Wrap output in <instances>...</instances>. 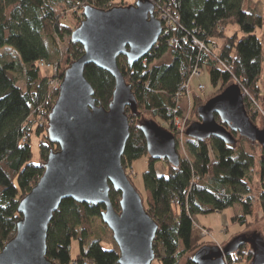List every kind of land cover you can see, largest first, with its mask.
<instances>
[{"label": "trees", "instance_id": "16d2710c", "mask_svg": "<svg viewBox=\"0 0 264 264\" xmlns=\"http://www.w3.org/2000/svg\"><path fill=\"white\" fill-rule=\"evenodd\" d=\"M152 1L176 12L179 21L143 60L130 66L126 57L118 58L119 69L132 85L137 105L134 114L128 109L132 123L122 158L133 186L130 169L137 160L149 157L139 125L144 120H154L176 134L173 122L184 115L183 110H177V96L191 82L195 68L206 66L212 84L219 89L204 101L195 97L194 105L206 103L227 86L238 83L247 92L244 101L251 121L258 126L261 111L264 124V109L259 106L263 97V49L256 34L264 26L263 17L247 12L245 0ZM86 6L110 10L128 5L116 4L115 0H0V51L10 46L9 50L19 56V62H9L5 56L0 59V252L17 234L21 200L40 181L50 153L59 150L48 133L59 86L50 84L55 75L47 77L43 72L52 67L62 81L66 69L82 56L83 47L72 41V34L80 26ZM57 8H62L63 13L72 11L74 25L65 22ZM230 24L240 28L241 38L237 34L226 36ZM194 38L204 42L209 51L200 52L192 42ZM216 38L224 39L223 43L217 45ZM57 41L65 42L63 54L54 50L53 43ZM20 76L25 89L19 86ZM85 76L98 104L107 109L115 89L114 78L95 65L86 67ZM196 117L200 121L198 111ZM216 120L221 124L218 116ZM34 136L39 139L37 161H33ZM232 136L234 143L227 144L215 138L192 140L185 134L186 157L180 156L177 166L164 161L167 176H158L155 170L161 160L149 157L148 170L143 174L145 196L134 187L148 216L157 224L154 248L161 264H194V254L210 245L201 237L204 227L195 222L197 215L222 213L238 206L242 213L233 217V223L249 228V218L255 214L254 196L259 198L264 215V147L238 133L232 132ZM256 149L261 152L259 175L263 189L259 194L252 192L249 182ZM109 196L120 213L121 192L111 187ZM104 209L103 205L64 200L49 226L48 258L56 264H119L118 247L104 250L102 237L97 234L100 223L109 229L102 218ZM74 239L80 243L75 260L71 256ZM252 258L251 246L245 244L228 255L226 262L251 264Z\"/></svg>", "mask_w": 264, "mask_h": 264}, {"label": "water", "instance_id": "95a60500", "mask_svg": "<svg viewBox=\"0 0 264 264\" xmlns=\"http://www.w3.org/2000/svg\"><path fill=\"white\" fill-rule=\"evenodd\" d=\"M83 17L72 34L83 54L66 69L48 122L49 137L59 150L50 153L40 181L21 200L17 234L0 252V264H56L47 256L48 231L54 214L67 199L105 207L102 218L118 246L119 264H152L157 257V224L148 216L122 165L132 123L128 109L134 114L137 105L118 58L126 57L130 66L143 60L156 47L164 27L150 0L110 10L86 6ZM88 65L108 72L115 80L107 109L98 104L85 76ZM244 99L239 85L227 86L198 109L200 121L187 128L186 136L233 144L235 132L264 147V127L251 121ZM139 129L150 158L179 164L173 133L154 120H144ZM111 187L122 194L120 213L111 203ZM245 244L253 251L251 264H264V237L256 233L237 236L224 247L203 246L194 254L193 263L227 264V256Z\"/></svg>", "mask_w": 264, "mask_h": 264}, {"label": "rangeland", "instance_id": "374dc122", "mask_svg": "<svg viewBox=\"0 0 264 264\" xmlns=\"http://www.w3.org/2000/svg\"><path fill=\"white\" fill-rule=\"evenodd\" d=\"M136 0H115L116 4L119 5H132L135 3ZM248 3L251 4L250 8H252V13L262 16L264 20V0H255L254 2L251 0H247ZM249 4V5H250ZM57 11L60 12L62 17L64 18L65 22L67 23H72L74 25L75 21L72 19V11H68L63 13L62 8H57ZM79 15V13H78ZM66 17V18H65ZM77 22V20H76ZM234 34L238 35V38H241L243 36V33L240 31V28L237 25H229L226 28V36L231 37ZM257 36L261 40L262 43V49H263V61H262V69H263V81H262V86H263V97L261 102L259 103V106L261 109H264V104H263V98H264V26L256 31ZM224 39L222 38H216L214 39V42L217 45H221L223 43ZM54 50H58L60 53H64L65 50V42H60L57 41L53 43ZM9 49H12L10 46L5 47L3 50L0 51V59L5 56L4 59L8 60L9 62H19V56L16 51H11ZM53 60H56V53L53 55ZM52 70H51V69ZM45 71L43 72L45 76L47 77H52L53 75L54 78L50 81V84L58 82L59 79L57 78V74L55 71H53L52 67H49L47 69H44ZM200 77L199 78H192L190 82V87H191V94L190 96H186L183 101H181V106L185 109L186 111V127H185V132L187 130L188 125L193 124L195 122H198L199 119L196 117V113L198 109L203 106L205 103H198L197 105H194V100L195 97L200 98L202 101L210 98L215 92H217L218 88H215L214 85L212 84L211 77L209 74V70L206 66H204L202 69H200ZM234 84V83H233ZM237 84V83H235ZM60 86V83H56V86ZM203 85L204 90H200L199 86ZM19 86L23 89H25L26 85L22 77L20 76V81H19ZM195 107V108H194ZM258 126L260 128L264 127L263 124V116L262 112L260 111V117L258 119ZM166 126V125H165ZM163 126L165 129L166 127ZM177 141H178V152L180 156L186 157V151H185V144H186V139H185V134H180L178 133L177 135ZM38 142L39 139L34 136L32 138V149H33V154H34V160L37 161L39 159V149H38ZM255 165L254 167L249 171V182H250V188L252 189V192L259 194L261 193L263 186L260 182V166H261V152L259 149H256L255 152ZM149 157L144 156L141 159L137 160L134 162L132 168L130 169V174L132 176V181L136 189L143 195L145 196V188H144V180H143V174L148 170V165H149ZM155 170L158 174V176H167L168 175V169L164 161H158L155 165ZM254 196V203H256L255 206V214L253 215L252 218H249V222L252 223V226L249 228H244L241 233H237L238 231V225L228 227H224V214H217V213H210L207 215H197L195 216V222L201 226V227H208V229H211L210 232L207 231V229L202 228L204 231L208 232V234L203 235L201 234L202 239L204 242H207L210 245H218L220 247L226 246L229 242H231L234 238L240 235H251L253 233L262 235L264 237V215L262 214L261 208L259 207V198ZM252 199V198H251ZM236 213L238 214L240 212V209L238 206L235 208ZM226 214V213H225ZM228 214V213H227ZM98 229V235L102 237L101 240V246L104 250H115L117 249V244L115 243L113 239V235L110 229L103 228L100 225H97ZM224 229V232L222 230ZM229 231V232H228ZM202 233V231H201ZM228 233V234H226ZM262 233V234H261ZM89 244H86V247H89ZM80 252V243L78 239H74L72 241L71 245V256L72 259L75 260L76 257L78 256ZM72 264H75L72 263ZM152 264H161L159 259H155Z\"/></svg>", "mask_w": 264, "mask_h": 264}, {"label": "built area", "instance_id": "2783aa9c", "mask_svg": "<svg viewBox=\"0 0 264 264\" xmlns=\"http://www.w3.org/2000/svg\"><path fill=\"white\" fill-rule=\"evenodd\" d=\"M152 1V0H150ZM155 4V13H156V16L157 18L162 22L163 24V27H164V31H163V34H162V37L161 38H165L166 34L169 32V30L173 29L174 27L177 26V23L179 21V16L176 14V12H173L171 9L169 8H166L164 9L162 6ZM193 44L195 46H197V48L201 51H205V52H208L209 51V48L208 46H206V44L204 42H201L199 41L198 39L194 38L193 39ZM201 75L200 73V70L198 69H194L193 70V73H192V78H199ZM56 83H61V81H58V82H55V83H52L51 85L53 86H56ZM238 84V83H237ZM59 86V85H58ZM241 88V87H240ZM199 89L202 91L204 90V86L203 85H200L199 86ZM242 93L244 95V97L247 96V92L246 91H243L242 90ZM191 94V87H190V82L186 85L185 87V91L181 92L178 94L177 96V110H183L184 111V115L183 117H179V118H176L175 121L173 122V125L175 127V132L177 135L178 133L180 134H185V127H186V111L185 109L181 106V101H183L185 99L186 96H190ZM176 110V111H177ZM176 140H177V137L175 136ZM177 147H178V141H177ZM254 198V197H253ZM246 199V197H245ZM202 236L203 235H206L208 234V232L202 230ZM84 264H90L89 261H85Z\"/></svg>", "mask_w": 264, "mask_h": 264}, {"label": "crops", "instance_id": "0c3cea01", "mask_svg": "<svg viewBox=\"0 0 264 264\" xmlns=\"http://www.w3.org/2000/svg\"><path fill=\"white\" fill-rule=\"evenodd\" d=\"M251 1L254 2L255 0H251ZM249 4L250 3H248L247 0L244 1V6L246 8V11L252 13V11H251L252 8H250L251 4L250 5ZM239 209H240V212L238 214H241L242 213L241 208H239ZM217 214H221V215L224 214L225 215L224 216V219H223V221H224V223H223L224 224V227L226 226V228H228V227H232V226L238 225L236 223H233V217L237 214L234 208L228 209V210H226V211H224L222 213H217ZM204 228H207L208 229V227H204ZM244 228H245L244 226L238 225V231H237V233H241ZM224 229L225 228H222L223 232H224ZM226 234H228V233H226Z\"/></svg>", "mask_w": 264, "mask_h": 264}, {"label": "bare ground", "instance_id": "6f19581e", "mask_svg": "<svg viewBox=\"0 0 264 264\" xmlns=\"http://www.w3.org/2000/svg\"><path fill=\"white\" fill-rule=\"evenodd\" d=\"M245 98V97H244Z\"/></svg>", "mask_w": 264, "mask_h": 264}]
</instances>
